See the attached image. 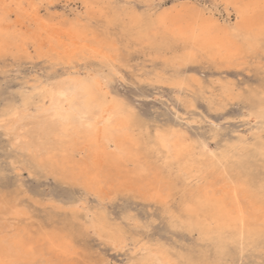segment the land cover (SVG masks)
I'll return each mask as SVG.
<instances>
[{"label":"rangeland","instance_id":"374dc122","mask_svg":"<svg viewBox=\"0 0 264 264\" xmlns=\"http://www.w3.org/2000/svg\"><path fill=\"white\" fill-rule=\"evenodd\" d=\"M45 1L40 14L58 21L79 18L91 36L105 45L111 43L114 61L85 56L87 60L68 63L57 60L52 46L40 57L34 52V58L22 52L16 56L15 52L1 51L0 117L18 106L22 109L27 100L29 113L35 114L33 92L44 82L97 77L105 87L106 99L115 100L126 114L131 113L129 126L137 138V148H144L138 149L140 157L161 178L167 202L143 199L128 187L107 199L91 194L83 186L53 174L47 163L20 145L23 138L36 140L31 133L33 124L18 135H8L0 126V206L16 204L22 213L15 220L18 228L39 237L65 232L75 248L72 264H140L144 248L165 252L174 264H264V230L215 224L203 213L186 214L183 203L198 180L192 168L184 171L181 160L168 162L157 141L158 131L186 132L191 145L189 163L209 154L210 171L218 174L223 169L234 180L239 179L252 198L264 200V27L255 33L240 27L237 20L238 8L250 0ZM174 4L184 13H209L207 17L228 29L237 50L241 45L234 56L239 57L227 63L220 55L200 50L189 38L154 29L156 14ZM16 16L12 15L14 19ZM14 19L21 31L27 29L20 17ZM107 231L126 244H111L105 236Z\"/></svg>","mask_w":264,"mask_h":264},{"label":"bare ground","instance_id":"6f19581e","mask_svg":"<svg viewBox=\"0 0 264 264\" xmlns=\"http://www.w3.org/2000/svg\"><path fill=\"white\" fill-rule=\"evenodd\" d=\"M42 2L43 0H0V52L5 50L15 52L16 56L22 52L26 57L32 58L34 52L37 57H40L46 47L52 46L53 51L58 54L57 60H65L68 63L82 60L85 56H91V58L102 61L114 57V51H111L109 47L111 43L105 45L103 41L101 42L96 37L91 36L92 33L89 34L85 31V26L79 18L58 21L54 16L45 17L40 14L41 10L39 11V9ZM261 4L264 3L259 0L243 3L238 8V25L255 33H260L264 27V6ZM45 10L47 11V9ZM13 14L17 15L15 19L21 18V22L25 24V29L27 27L25 31L18 28L19 26L15 24L17 22L14 21L15 23H13ZM207 15L205 16L204 12L202 14L177 11L174 4L156 14L154 29L169 31L183 39L189 38L194 42V46L200 47V50L203 48L210 55H220L227 63H232L233 57L237 55L235 53L241 47L240 41L237 42L240 45L237 50V44L228 29L219 26L218 21L216 22ZM131 18L130 20H132ZM161 36H163L162 32ZM185 40L187 41V39ZM168 42L170 43V40ZM171 42L176 46L174 40ZM179 43L181 44V41ZM163 54L165 53L163 52ZM48 57L50 58V56ZM112 60L114 61V58ZM39 85L41 84L39 83ZM104 88L97 77L92 80L74 77L54 83L45 84L44 82V85L33 92L37 112L35 114L29 113L27 100L22 109H19L18 106V109H13L10 113L7 112L5 116L0 117V126L4 127L8 135H18L19 133L22 134V131L27 129L30 124H33L31 133L35 135L36 140L32 141L29 137V140L23 138L20 145L31 149L38 160L47 163L53 174L65 181L83 186L91 194L107 199L118 189L128 187L133 188L143 199L167 202V195L161 178L140 157L142 153L140 155L138 149L141 148H137V138L132 131L133 128L129 126V113L126 114L115 100L106 99L103 95ZM31 102L33 103V101ZM184 134L173 129L167 132L158 131L157 141L168 162L181 160L184 163L181 164L184 171H189L192 168L198 180L197 184L195 183V188L190 190L189 197L183 203L182 209L186 214L196 216L203 213L215 224L240 229L264 230V200L252 198L245 188L246 186L239 179L234 180L224 173L223 169L222 173L218 174L214 170L210 171L209 159L211 156L209 157V154H206L201 160L189 163L188 160L191 158H187V153H191V145ZM82 206L84 207V202ZM19 211L16 204H10L9 207L5 204L4 207L0 206V259H15L21 261L22 264H37V262L40 264L74 263L72 262V255L75 253L73 252L75 248L72 246L71 238L69 239L65 232L63 234L60 232V234L47 233L41 235L42 237L30 236L31 234L28 235L27 230L18 228L19 223L15 222V220L20 219L22 214ZM92 227L99 235H102L97 226L92 224ZM107 232L109 234L105 236L114 246L123 247L126 244L122 238L119 240L111 231ZM144 251L142 258L137 260L140 264H174L165 252H153L151 248H144Z\"/></svg>","mask_w":264,"mask_h":264},{"label":"snow or ice","instance_id":"6c2138e0","mask_svg":"<svg viewBox=\"0 0 264 264\" xmlns=\"http://www.w3.org/2000/svg\"><path fill=\"white\" fill-rule=\"evenodd\" d=\"M237 20L239 22V16ZM261 190L264 191V177H262L261 181ZM0 264H22V262L15 259H0ZM37 264H40V262H37Z\"/></svg>","mask_w":264,"mask_h":264}]
</instances>
